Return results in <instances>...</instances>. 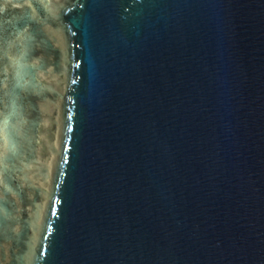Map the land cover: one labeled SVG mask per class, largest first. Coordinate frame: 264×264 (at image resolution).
I'll list each match as a JSON object with an SVG mask.
<instances>
[{
    "label": "water",
    "instance_id": "95a60500",
    "mask_svg": "<svg viewBox=\"0 0 264 264\" xmlns=\"http://www.w3.org/2000/svg\"><path fill=\"white\" fill-rule=\"evenodd\" d=\"M0 264H264V0H0Z\"/></svg>",
    "mask_w": 264,
    "mask_h": 264
}]
</instances>
